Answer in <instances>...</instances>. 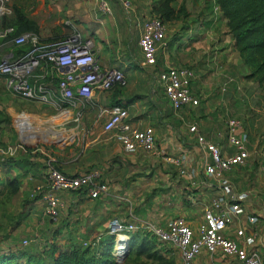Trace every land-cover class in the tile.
<instances>
[{
    "label": "crops",
    "instance_id": "obj_1",
    "mask_svg": "<svg viewBox=\"0 0 264 264\" xmlns=\"http://www.w3.org/2000/svg\"><path fill=\"white\" fill-rule=\"evenodd\" d=\"M164 1L126 0L129 17L136 18L130 24H140L132 30L134 44L127 41L130 30L124 16L114 14L107 0H41L36 9L24 7L22 0L9 2V18H13L12 5L16 4L36 24H65L69 30L71 24L93 39L99 65L119 69L125 78L124 85L96 91L85 102L68 146L51 152L41 146L17 151L10 166L0 163V173H6L3 179L17 178L19 190L29 181L46 185L49 166L69 175L99 170V180L106 185V191L97 198H91L85 190L58 193L56 231L67 239L61 247L71 242L92 243L107 232L114 218L139 227L144 222L165 227L180 215L196 230L212 201L228 199L217 189L218 179L205 173L204 164L211 161V155L194 141L189 127L196 124L204 138L226 157L235 151L227 140L230 118L240 122L248 156L243 164L224 172L222 179L236 191H246L248 198L226 233L242 244L252 245L248 239L258 231L264 241V86L249 76L250 69L235 49L214 0H170L174 15L164 21L165 34L156 51V62L145 64L138 46L141 25L156 16L157 7ZM102 2L109 6L110 13L102 11ZM24 47L28 48L0 37V59L14 57ZM169 66L193 70L191 91L199 100L198 106L187 105L179 110L171 107L157 79V73ZM0 81L4 86L1 78ZM1 103L0 94V107ZM114 105L128 109L132 126L153 128L155 151H128L113 133L102 131V122ZM18 120L20 124H31L27 116ZM168 156L179 161H168ZM13 169L17 172L9 176ZM250 215L260 218L259 222L250 224ZM237 229L243 230L242 237L235 235ZM75 238L91 240L75 242Z\"/></svg>",
    "mask_w": 264,
    "mask_h": 264
},
{
    "label": "built area",
    "instance_id": "obj_2",
    "mask_svg": "<svg viewBox=\"0 0 264 264\" xmlns=\"http://www.w3.org/2000/svg\"><path fill=\"white\" fill-rule=\"evenodd\" d=\"M121 1L125 6L128 5L126 0ZM9 2L0 0V18L10 11ZM101 8L104 13L111 12L106 2H102ZM68 25L71 26L70 30L55 39L42 40L32 32H24L9 39L16 46L27 45L28 48L14 57L0 59V78L5 89L12 95L46 105L56 113L52 118L60 117L78 123L82 116L81 108L93 98L96 91H108L114 85H124L125 78L119 69H103L95 57L93 39L83 36L71 24ZM12 32V27L4 28L0 30V37L5 38ZM164 34L165 24L160 18L152 16L142 23L138 46L145 64H155L156 51ZM194 78L193 70L185 66H169L157 73V79L174 110L187 105L198 106L199 100L191 91ZM20 116L26 115L23 112L17 115V124L20 123ZM240 128L239 120L230 118L227 121V140L235 151L223 157L219 148L199 132L196 124L189 127L194 141L211 155V161L204 164L205 173L218 179L217 189L228 199L212 201L204 210L203 221L196 230L185 217L179 215L173 217L165 227L149 222L139 227L114 218L109 222V233L115 236L121 233L128 238L129 232L139 228L150 231L177 250L181 264H264V241L259 238L258 231L248 239L252 245L242 244L226 233L235 214L241 211V204L248 198L246 191H236L230 182L222 179L224 172L243 164L248 156L246 140ZM101 129L104 133H113L114 138L128 151L137 148L149 152L156 150L153 128L132 126L129 111L122 105L111 107ZM22 150H28L23 143L0 149V153L13 156ZM166 159L179 161L170 156ZM99 179L100 172L96 168L69 175L49 166L46 185H35L33 194L45 204L44 214L57 221L58 193L85 190L91 198H97L106 191V185ZM257 221L255 215L248 218L250 224H257ZM243 234L242 229L235 231L236 236L242 237ZM28 243L27 238L21 241L23 247ZM92 243L83 242V246ZM114 249L113 255L118 259L116 243ZM203 259L208 261L203 262Z\"/></svg>",
    "mask_w": 264,
    "mask_h": 264
},
{
    "label": "rangeland",
    "instance_id": "obj_3",
    "mask_svg": "<svg viewBox=\"0 0 264 264\" xmlns=\"http://www.w3.org/2000/svg\"><path fill=\"white\" fill-rule=\"evenodd\" d=\"M12 1L10 0V4ZM22 2L24 7L36 9L40 6L41 0H22ZM107 2L114 14L124 16L125 22H127L125 25L130 30L127 41L134 44L135 37L132 30L140 27V24H130L134 21L136 22V18L129 17L130 8L125 6L121 0H107ZM37 25V34L42 38H58L69 31L68 26L65 24ZM0 84H2L1 81ZM0 90L2 102L0 107V149L23 143L28 150L41 146L43 150L46 149L51 152L68 146L72 142V135L76 132L75 122L60 117L52 118L56 113L51 108L35 101H27L14 96L4 88L3 84L0 85ZM22 112L27 117H30L31 124L25 121L17 124L15 117ZM23 128L25 129L21 131ZM16 154L13 156H16ZM3 156L4 159L13 157L0 153V161H2L1 157ZM15 172L17 171L13 169L9 176ZM5 176L6 173L2 171L0 173V250H12L15 253L20 251L36 253L45 258V262H49L50 259L47 255H49L50 246L53 244L58 246L67 244L66 237H62L56 231L59 228V216L57 221H54L44 214L45 204L38 196L33 194V189L38 183L29 181V183H25L26 185L24 184L21 187L18 193L12 194L1 183ZM257 219V222H259L260 218L257 217ZM261 220L264 222V219ZM138 230L140 228L136 231ZM261 231L264 233L263 229ZM106 234H110L114 238L111 251L113 255L117 237L109 233V229ZM23 238L29 240V243L24 247L21 244ZM75 239V242H82L85 239H88L87 241L91 240V238ZM125 241L126 238L123 243H119V245L124 247L123 252L126 248ZM155 244L159 253L164 255V260L157 261L147 259L145 255L137 257L132 254L130 257L124 258L121 264H181L179 254L174 247L166 242L156 241ZM160 248L163 249L159 250ZM165 249L167 253H164L165 251L163 250Z\"/></svg>",
    "mask_w": 264,
    "mask_h": 264
},
{
    "label": "trees",
    "instance_id": "obj_4",
    "mask_svg": "<svg viewBox=\"0 0 264 264\" xmlns=\"http://www.w3.org/2000/svg\"><path fill=\"white\" fill-rule=\"evenodd\" d=\"M169 3L170 0H165L156 9V17L160 18L163 23L174 15V9ZM214 4L215 10L219 11L221 18L225 20L227 33L231 36L243 64L250 69L249 76L264 86V0H214ZM12 10L13 18H9L7 15L0 18L2 21L0 30L7 27L13 28V32L3 38L4 40L8 41L13 36L24 32L37 34L38 25L27 17L23 8L13 4ZM39 37L42 40L57 38ZM26 49L27 47L21 48L18 54ZM14 161L13 157H9L0 163L10 166ZM1 183L12 194L19 191V181L15 177H6ZM128 237L126 240L127 252L124 258L134 254L137 257L145 255L147 259L157 261L165 259L164 255L156 249L157 245L155 244L156 241H163L150 231L135 230L129 232ZM113 241V236L105 233L98 241L94 240V244L86 246L73 242L66 247L53 244L50 246L49 255H47L50 259L49 262H45V258L36 253L25 251L15 253L12 250H0V264H121L124 258L119 263L111 253ZM163 251L167 253L166 249Z\"/></svg>",
    "mask_w": 264,
    "mask_h": 264
},
{
    "label": "bare ground",
    "instance_id": "obj_5",
    "mask_svg": "<svg viewBox=\"0 0 264 264\" xmlns=\"http://www.w3.org/2000/svg\"><path fill=\"white\" fill-rule=\"evenodd\" d=\"M117 242H116V253L119 255V256H121V254L122 253H124L123 252V249H124V247L123 246H121V245H119V243H123L124 242V239L126 238L125 236H123L121 233H119L117 236ZM118 246H120V247H118Z\"/></svg>",
    "mask_w": 264,
    "mask_h": 264
},
{
    "label": "water",
    "instance_id": "obj_6",
    "mask_svg": "<svg viewBox=\"0 0 264 264\" xmlns=\"http://www.w3.org/2000/svg\"><path fill=\"white\" fill-rule=\"evenodd\" d=\"M126 240H127V238H126ZM125 242H126V241H125ZM126 252H127V250H126V248H125L124 253H123L121 256H119L118 259H117V261H118L119 263H120L121 260L126 256Z\"/></svg>",
    "mask_w": 264,
    "mask_h": 264
}]
</instances>
